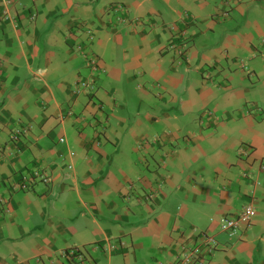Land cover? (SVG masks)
Returning <instances> with one entry per match:
<instances>
[{"label": "crops", "instance_id": "obj_1", "mask_svg": "<svg viewBox=\"0 0 264 264\" xmlns=\"http://www.w3.org/2000/svg\"><path fill=\"white\" fill-rule=\"evenodd\" d=\"M3 1L0 264H173L193 228L206 264H264V0Z\"/></svg>", "mask_w": 264, "mask_h": 264}, {"label": "built area", "instance_id": "obj_2", "mask_svg": "<svg viewBox=\"0 0 264 264\" xmlns=\"http://www.w3.org/2000/svg\"><path fill=\"white\" fill-rule=\"evenodd\" d=\"M4 4L11 5L12 2L10 0H4ZM3 16L0 18L8 19L9 15L7 11H4ZM32 16H35L32 14ZM124 18L121 16L116 17V22H122ZM132 22H140L139 17L131 19ZM89 39L92 40L93 36L89 34ZM169 47L175 50L177 53L182 52L183 43L180 41V38L173 39ZM81 49L82 47L79 46ZM181 48V50H180ZM87 65L90 66L93 70L97 69V56L93 52L87 58ZM241 67L245 70H249V68L241 63ZM92 82V81H91ZM91 82L88 81H79L75 87V93L79 94V92H89L95 89V86L92 85ZM156 90H158L159 85L156 84ZM160 90V89H159ZM158 90V92H159ZM211 115V114H209ZM27 131V128H22L20 130H16L12 134V140L18 141L22 132ZM157 137L153 136V141L157 140ZM61 141H63L61 139ZM146 139H144V143H148ZM244 149V147H241ZM246 150H243V153H246ZM73 155V152H70ZM260 169H264V166H260ZM38 178L39 180L47 183L50 179L49 176L43 172L33 171L27 172L20 177V180L14 183V188L25 190L28 188V184L33 182L34 179ZM152 195V194H150ZM5 200L0 198V203H4ZM255 215V210L252 204H246L239 213L232 216H222L219 221V230L222 232H226L229 234L236 233L239 229H244L250 226L252 219ZM218 246V242L216 240L215 234L213 232L193 228L189 231V234L184 235V232H180V237L177 238L176 241V251L173 264H206L208 258L213 255L214 251ZM115 245H108V249H113ZM62 256L68 259L71 263L74 264H82L83 255L79 247H72L67 250H64Z\"/></svg>", "mask_w": 264, "mask_h": 264}, {"label": "rangeland", "instance_id": "obj_3", "mask_svg": "<svg viewBox=\"0 0 264 264\" xmlns=\"http://www.w3.org/2000/svg\"><path fill=\"white\" fill-rule=\"evenodd\" d=\"M99 71L98 72H96V77H99L100 75H102L104 72H102L100 69H98ZM92 91H95V89L94 90H91L90 92H92ZM93 93V92H92ZM147 141H149V142H151V141H153V139L151 138V139H146ZM147 145V143H145V145L144 146H146Z\"/></svg>", "mask_w": 264, "mask_h": 264}, {"label": "clouds", "instance_id": "obj_4", "mask_svg": "<svg viewBox=\"0 0 264 264\" xmlns=\"http://www.w3.org/2000/svg\"><path fill=\"white\" fill-rule=\"evenodd\" d=\"M74 154V153H73Z\"/></svg>", "mask_w": 264, "mask_h": 264}]
</instances>
